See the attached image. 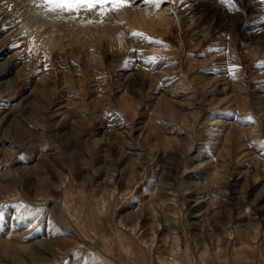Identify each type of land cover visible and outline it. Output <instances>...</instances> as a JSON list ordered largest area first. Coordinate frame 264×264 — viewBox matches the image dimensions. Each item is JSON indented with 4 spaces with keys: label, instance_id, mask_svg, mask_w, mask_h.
<instances>
[{
    "label": "rangeland",
    "instance_id": "obj_1",
    "mask_svg": "<svg viewBox=\"0 0 264 264\" xmlns=\"http://www.w3.org/2000/svg\"><path fill=\"white\" fill-rule=\"evenodd\" d=\"M191 2L53 51L0 15V264H264V24Z\"/></svg>",
    "mask_w": 264,
    "mask_h": 264
},
{
    "label": "bare ground",
    "instance_id": "obj_2",
    "mask_svg": "<svg viewBox=\"0 0 264 264\" xmlns=\"http://www.w3.org/2000/svg\"><path fill=\"white\" fill-rule=\"evenodd\" d=\"M238 1L239 3L233 4L222 3L220 0V3H217L218 5L214 7L208 5L209 3H203L198 7L199 16H204L205 20H207L209 27L206 35L208 37L213 33L212 25L214 28L219 27L230 32L235 37L239 36V29L241 34L244 31L243 34L250 37L249 31L254 28H262L264 24V6L262 2L257 0ZM130 3V1L122 5L108 3L107 8L105 5V8L97 5L94 11L80 12L76 19L71 18L72 15H76L74 13L60 14L62 18L57 19L58 14L46 13L43 8L38 7L35 3L33 4L31 0H0V15L1 20L4 18L10 19L12 23L10 33L15 35L16 40L25 39L24 34L28 30L37 37L41 46H44L48 51H53L60 47L64 48L67 45L72 46L73 44H78L77 49L90 47L96 41L100 42L103 39L111 41L112 35L118 30L119 25H124L128 32L133 28L149 25L153 31L162 33L163 29L168 24L170 25L171 21L175 20L173 13L169 12L171 5L164 4V0H152L149 5L142 8L140 6V8L137 7L139 4L137 6L135 4V7H133L134 5L131 6ZM192 3L193 0L191 5ZM102 9H106V11L104 12ZM105 13L109 16L106 17ZM113 18H116V20ZM189 20V25L192 24L191 27H194L196 21L191 18ZM242 25H245L243 31L241 30ZM200 41L202 42L203 39ZM231 46H233L232 43ZM6 63L5 61L1 65H6ZM4 67L2 66L1 68L2 73L4 72ZM10 71L8 69L3 74L10 75ZM20 75L19 73H13L7 78L4 83L6 91L11 86L19 83ZM43 77L44 75L41 76V78Z\"/></svg>",
    "mask_w": 264,
    "mask_h": 264
},
{
    "label": "snow or ice",
    "instance_id": "obj_3",
    "mask_svg": "<svg viewBox=\"0 0 264 264\" xmlns=\"http://www.w3.org/2000/svg\"><path fill=\"white\" fill-rule=\"evenodd\" d=\"M33 3L37 4L45 10L46 13H56L57 19L62 18L60 14H76L72 15V19H76L78 14L82 11H94L99 5L101 8L108 3L122 5L128 3L129 0H32ZM147 3L152 0H146ZM222 3H231L232 0H221ZM133 36H140V33H132ZM248 119H251L249 117Z\"/></svg>",
    "mask_w": 264,
    "mask_h": 264
}]
</instances>
